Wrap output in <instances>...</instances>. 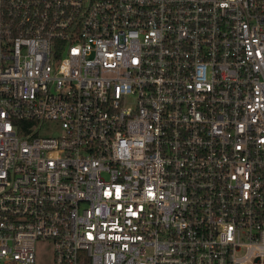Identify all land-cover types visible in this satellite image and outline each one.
Listing matches in <instances>:
<instances>
[{
  "label": "built area",
  "instance_id": "obj_1",
  "mask_svg": "<svg viewBox=\"0 0 264 264\" xmlns=\"http://www.w3.org/2000/svg\"><path fill=\"white\" fill-rule=\"evenodd\" d=\"M264 264V0H0V264Z\"/></svg>",
  "mask_w": 264,
  "mask_h": 264
},
{
  "label": "rangeland",
  "instance_id": "obj_2",
  "mask_svg": "<svg viewBox=\"0 0 264 264\" xmlns=\"http://www.w3.org/2000/svg\"><path fill=\"white\" fill-rule=\"evenodd\" d=\"M36 264H51L50 244H39L37 246Z\"/></svg>",
  "mask_w": 264,
  "mask_h": 264
}]
</instances>
